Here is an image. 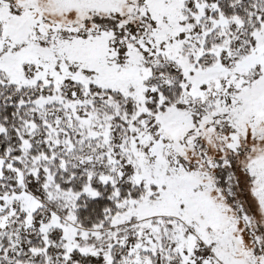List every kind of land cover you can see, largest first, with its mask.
<instances>
[{"label":"snow or ice","instance_id":"6c2138e0","mask_svg":"<svg viewBox=\"0 0 264 264\" xmlns=\"http://www.w3.org/2000/svg\"><path fill=\"white\" fill-rule=\"evenodd\" d=\"M0 264H264V0H0Z\"/></svg>","mask_w":264,"mask_h":264}]
</instances>
